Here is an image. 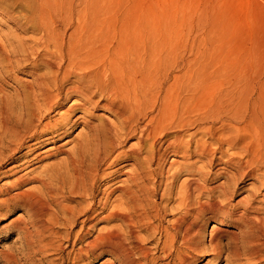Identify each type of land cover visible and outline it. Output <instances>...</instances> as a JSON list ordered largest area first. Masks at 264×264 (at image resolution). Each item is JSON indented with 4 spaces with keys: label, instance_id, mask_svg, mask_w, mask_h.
Here are the masks:
<instances>
[{
    "label": "bare ground",
    "instance_id": "1",
    "mask_svg": "<svg viewBox=\"0 0 264 264\" xmlns=\"http://www.w3.org/2000/svg\"><path fill=\"white\" fill-rule=\"evenodd\" d=\"M156 11L151 6L132 11L108 0H0V169L18 167L14 156L29 151L31 142L85 127L67 151H44L50 152L47 159L65 154L58 161L0 190L6 196L1 210L11 206L27 215L24 220L19 214L7 230L13 225L23 246L38 254L60 247L61 238L82 242L86 237L79 254L107 255L118 264L147 261L149 242L170 259L166 264H189L207 253L226 264H264V217L259 215L264 210V100H220L222 84L217 87L215 77L225 65L205 63L198 50L188 53L178 25L158 19ZM22 74L31 82L21 80ZM6 79L21 86L16 100L3 91ZM70 97L76 99L65 107ZM59 109L61 115L45 121ZM98 110L114 121L95 122ZM129 139L136 143L122 149ZM167 155L194 161L177 163L163 181V165L157 170L152 165L165 163ZM39 156H34L38 162L45 158ZM214 163L217 170L228 165L234 172L206 188ZM123 166H128L125 178L108 191L112 183L107 182ZM179 172L187 178L175 194L177 216L163 226L160 216L174 196ZM237 177L254 183H248V195L231 203ZM105 178L107 188L95 203L94 186ZM30 182L37 187L19 191ZM159 190L160 202H153ZM115 192L119 195L112 200ZM206 213L216 221L204 247L199 220ZM153 220L159 224L153 226ZM88 222L106 227L91 237L89 231L73 230ZM59 226L66 232L54 241Z\"/></svg>",
    "mask_w": 264,
    "mask_h": 264
},
{
    "label": "rangeland",
    "instance_id": "2",
    "mask_svg": "<svg viewBox=\"0 0 264 264\" xmlns=\"http://www.w3.org/2000/svg\"><path fill=\"white\" fill-rule=\"evenodd\" d=\"M108 2L122 5L123 8L125 7L132 11L144 10L147 6L154 7L157 10L155 14L159 16L158 19L160 17L167 18L172 23H175L176 26L178 25L177 27L179 30L177 29V31L181 33L188 53H194L198 50L197 52L201 60H205V63L211 61L213 65L219 63L225 65L224 71L219 74L220 76L215 77L218 80L217 87H221L222 84L221 89L223 92L222 96H220V100H264V96H262L264 95V0H108ZM161 9H164V15ZM154 19L157 20V18ZM193 42H197L198 45L196 46V44H194V47H192L191 45ZM12 77H14V75H12ZM19 77H22L20 79L24 82H31L30 77L26 74L19 75ZM3 83L4 93L9 96L10 100H16L17 95L15 93L21 92V86L10 79H6ZM225 83H232V86H227ZM75 99V97L65 99L68 100L65 103V107L71 104ZM62 111V109H59L45 115V121L57 118L62 114ZM99 118L111 122L114 121L113 116L106 110H98L95 112L94 121L98 123L100 121ZM84 128L85 127L81 124H78V126L74 127L60 138L57 137L54 140L47 139L41 144L31 142L29 151L22 149L14 156L15 159L19 160V164L17 163L18 167L12 169L16 173L8 169L9 165H5L0 169V190L6 188L21 175L32 176V174L29 173L31 170L35 169V172H37L40 167L45 164L58 161L65 154L62 152L61 154L58 151L54 157L47 159L45 156L50 154V152L44 153V151L49 147L56 148L53 152L56 150L67 151L76 143L78 137L77 133L83 132ZM171 137L172 136H168L167 139H172ZM135 141V139H129L124 143L122 149L134 145L136 143ZM191 143H193V141H191ZM192 145L193 144H191V146ZM164 146H161V148ZM37 153L40 154L39 158L45 157L42 158L40 162L34 158ZM218 154H216V157L219 156ZM192 161H194V159L186 161L172 155H167L165 163L157 164L156 162L152 165V169L157 170L163 165L165 170L163 171V175L168 180H166V178H162V180L169 181V174L175 172V167H177L178 164ZM217 161L218 160L214 162L216 163ZM20 162L22 164H20ZM173 162L176 163L171 165ZM206 162V159H203L202 163L199 164L205 166ZM215 163L208 169L210 174L207 176L206 180H204L206 188H213L227 181L228 176L234 172L233 167L228 165L225 166L226 169L223 171L220 169L217 170L218 166H215ZM105 167V164L102 165L100 172L104 170ZM125 167L128 166H123L113 173L111 177L113 179L111 182H107V185L112 183L108 191L117 186L118 183L125 178V174L122 175V172L126 170L124 169ZM177 174L172 190V196L174 195L172 198L173 200L171 199L165 204L167 206V211L160 216L163 226L169 225L177 216L176 212L172 211V207L176 204L175 194L181 181L187 178L185 172H179ZM107 179L108 178L102 181L100 180V182L94 186L92 200L95 203L101 198L102 193L105 192L107 188ZM249 182L254 183L251 178H236L235 192L230 198L231 203L248 195L250 188L248 185ZM36 187L37 183L30 182L24 185L19 191ZM13 192L14 191L10 192L9 195H12ZM160 192L161 190L158 191L156 197L152 198L153 202H160ZM117 195H119V192L113 194L112 200ZM5 197V195L0 193L1 202ZM260 198L261 197L256 200L258 201ZM220 200H223V198H220ZM1 205L3 204H0V214H2L0 215V264H102L103 262L106 264L109 262L118 264L117 262H113L114 260L107 255H101L97 259H92V255L87 257L84 253L79 254V250L85 247L86 237L82 238V242H73V238L69 239V242H66L64 238H61L58 244L60 247H57L53 251L49 250L38 254L34 247L23 246L20 241L21 236L18 234L17 230L14 229L13 225L7 230V226L11 223V220H15L19 214H23L24 210L14 209L9 206V209L4 208L6 211L4 212V210H1ZM23 215L24 216L19 217L26 220L27 215ZM259 215L264 217V210H260ZM99 216L100 215H98V217ZM215 221L216 220L210 213L204 214L199 220L201 226L200 237L204 239V247H207L209 230ZM92 223L88 222L84 227L78 225V227L73 230L82 233L83 231H89L88 235L91 237L94 236L98 230L106 227L105 224L100 222L97 224ZM158 224L159 222L153 220V226ZM87 227H89L90 230H88ZM223 228L231 229L232 227L225 225ZM54 232H56L57 235L51 236V239L56 241L65 234L66 230L59 226L54 228ZM219 237L222 242L227 241L226 236L220 235ZM147 246L149 248L148 260L140 261L137 264H166L168 261L171 262L170 259H166L162 256L161 250H159V247L156 249L155 246H153V242H149ZM2 253H11L14 258L11 261L5 260ZM189 264H226V262L223 260V257L220 261H214L212 256L207 253L191 260Z\"/></svg>",
    "mask_w": 264,
    "mask_h": 264
}]
</instances>
